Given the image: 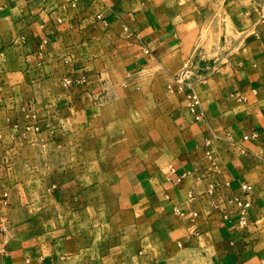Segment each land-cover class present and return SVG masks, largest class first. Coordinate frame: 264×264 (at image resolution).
<instances>
[{
  "label": "crops",
  "instance_id": "obj_1",
  "mask_svg": "<svg viewBox=\"0 0 264 264\" xmlns=\"http://www.w3.org/2000/svg\"><path fill=\"white\" fill-rule=\"evenodd\" d=\"M72 1L0 0V264H264V0Z\"/></svg>",
  "mask_w": 264,
  "mask_h": 264
},
{
  "label": "built area",
  "instance_id": "obj_2",
  "mask_svg": "<svg viewBox=\"0 0 264 264\" xmlns=\"http://www.w3.org/2000/svg\"><path fill=\"white\" fill-rule=\"evenodd\" d=\"M72 6L78 7L79 0H73ZM99 17H101V15H99ZM201 81L205 82L206 79L203 78ZM174 82L176 85H178L181 91L187 92L189 108L191 112L196 114L197 119H200L203 116V113H198L197 109L201 104V100L195 88L199 80L196 77L195 68L193 67V64L191 62L187 61V63L179 70V72L174 77ZM67 83H70V81L67 80ZM257 137L258 132L255 131L252 133V135H246L244 137V140H249ZM242 191V197H236L233 199V202L235 204V208L232 210L233 212L230 208L223 207L222 213L223 219L228 221H236L239 226L246 227L249 224L250 208L253 206V203L255 201V189L252 184L246 183L242 185ZM210 192L212 193V190H210ZM195 198L196 197L194 196V194L191 193L188 200L189 202H192L193 200H195ZM215 207L218 208L219 205H215ZM194 215L197 216L198 212H194Z\"/></svg>",
  "mask_w": 264,
  "mask_h": 264
}]
</instances>
